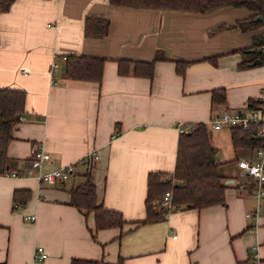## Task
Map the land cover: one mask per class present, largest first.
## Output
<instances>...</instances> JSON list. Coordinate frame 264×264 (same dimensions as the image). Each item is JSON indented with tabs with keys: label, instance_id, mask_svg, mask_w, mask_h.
<instances>
[{
	"label": "crops",
	"instance_id": "0c3cea01",
	"mask_svg": "<svg viewBox=\"0 0 264 264\" xmlns=\"http://www.w3.org/2000/svg\"><path fill=\"white\" fill-rule=\"evenodd\" d=\"M243 10L199 14L109 0H14L0 14V88L25 93L23 120L12 126L7 145L12 168L0 175V264H264V215L248 217L255 200L231 187L224 206L173 209L162 221L137 225L146 219L148 173L174 171L180 129L207 125L213 111L264 97V64L238 69L252 55L243 50L253 33L234 26L249 15ZM87 18L107 20V35L85 36ZM62 56L104 60L100 83L67 78ZM120 60L127 62L125 74L118 72ZM53 62L60 67L50 75ZM151 62V78L134 75L137 64ZM216 89L224 90L225 104L212 108ZM208 131L217 161L233 168L225 184L236 159L251 149L233 148L231 128ZM38 148L50 156L41 172L95 151L97 202L119 213L122 227L96 231L93 214L69 204V190L83 180L82 163L55 185L6 175L27 169ZM16 191H26L27 200L15 203ZM37 247L45 259L35 257Z\"/></svg>",
	"mask_w": 264,
	"mask_h": 264
},
{
	"label": "trees",
	"instance_id": "16d2710c",
	"mask_svg": "<svg viewBox=\"0 0 264 264\" xmlns=\"http://www.w3.org/2000/svg\"><path fill=\"white\" fill-rule=\"evenodd\" d=\"M14 0H0V14L9 11ZM116 6L132 7L136 9L168 10L178 12H189L206 14L216 10L232 7L244 9L249 15L235 23L241 32H252L251 47L243 50L248 54L255 50L248 62L242 61L238 69L248 67L255 59L262 60L264 55L261 46L264 45V8L261 0H109ZM107 20L86 19L84 34L87 37L103 38L108 32ZM213 63L216 64V59ZM157 60V58L155 59ZM104 60L98 58H87L81 56H66L64 61L65 75L74 81L100 83L102 77ZM120 74L122 65L126 66L124 60L119 61ZM134 75L151 78L153 75V62L137 64ZM144 66V67H143ZM126 68V67H124ZM178 74H184V68L176 62ZM25 93L21 90L0 88V175L10 172L12 160L7 156V145L12 139V126L18 117L24 112ZM259 100H250L245 105L254 106ZM225 104L223 89L211 91V107ZM231 139L234 149L255 148L261 141L249 131L241 128L231 129ZM216 150L211 146L208 136V127L203 123L192 124L178 136L175 168L172 174L161 172H150L147 175V193L144 202L146 219L137 223H156L166 217V211L159 209L154 201L166 192L172 194V205L175 208L201 210L213 206H224V192L227 187L224 184V176L220 169L226 163L217 161ZM31 163L29 161L28 168ZM81 183L69 190V204L79 210L92 213L94 218V229L103 230L120 228L125 223L121 215L112 210H107L101 203L97 202L96 187L92 176V170H85L82 174ZM14 192L13 201L23 203L28 194L22 191L24 196H18ZM70 264H98L97 262H86L74 260Z\"/></svg>",
	"mask_w": 264,
	"mask_h": 264
},
{
	"label": "built area",
	"instance_id": "2783aa9c",
	"mask_svg": "<svg viewBox=\"0 0 264 264\" xmlns=\"http://www.w3.org/2000/svg\"><path fill=\"white\" fill-rule=\"evenodd\" d=\"M262 5L264 8V0ZM264 31V24L261 27ZM261 51L264 55V45L261 46ZM63 61L66 56H62ZM59 64L53 62L50 67V75L59 69ZM264 100V97L262 98ZM19 120H23L21 116ZM208 129L218 132L223 128H241L249 131L253 136L261 141L260 145L251 148L247 157H239L234 163V171L228 180L227 186L238 191L246 192L256 202V207L248 212L247 216L257 219L260 215H264V101L259 100L254 106L244 105L238 109H223L220 111H213L210 119L207 122ZM186 129H180L185 131ZM43 149L38 148L31 152L30 167L22 172H12L6 174L11 177L34 176L41 183L47 185H55L67 181L76 170V165L82 163L86 166L87 171H91L98 161L99 157L95 151H91L81 160L63 166L61 168L41 172L42 165L49 159ZM155 205L164 211L166 216L175 208L172 205V194L166 192L154 201ZM23 220L35 221V216H24ZM255 229V228H254ZM35 257L45 259L47 254L42 247H37L35 250Z\"/></svg>",
	"mask_w": 264,
	"mask_h": 264
},
{
	"label": "rangeland",
	"instance_id": "374dc122",
	"mask_svg": "<svg viewBox=\"0 0 264 264\" xmlns=\"http://www.w3.org/2000/svg\"><path fill=\"white\" fill-rule=\"evenodd\" d=\"M231 8H232V7H231ZM233 9H235V8H233ZM243 11H244V10H243ZM208 132H209V131H208ZM241 153L243 154V152H241ZM241 153H240V155H242ZM231 169L233 170L231 164H230V163H226V164H224V165L221 167L220 172H221V174H223V176H228V174L230 173Z\"/></svg>",
	"mask_w": 264,
	"mask_h": 264
},
{
	"label": "water",
	"instance_id": "95a60500",
	"mask_svg": "<svg viewBox=\"0 0 264 264\" xmlns=\"http://www.w3.org/2000/svg\"><path fill=\"white\" fill-rule=\"evenodd\" d=\"M250 52H251L252 54H254V53H255V50H250ZM261 63H262V60H260V59H255V60L251 63V65H252V66L260 65ZM261 101H264V100H261ZM227 184H228V181L225 182V186H227Z\"/></svg>",
	"mask_w": 264,
	"mask_h": 264
}]
</instances>
